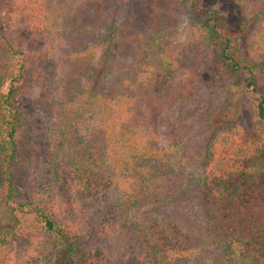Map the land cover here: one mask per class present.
I'll return each instance as SVG.
<instances>
[{"label":"trees","instance_id":"16d2710c","mask_svg":"<svg viewBox=\"0 0 264 264\" xmlns=\"http://www.w3.org/2000/svg\"><path fill=\"white\" fill-rule=\"evenodd\" d=\"M209 1L114 0L99 58L81 60L73 51L65 73L66 53L53 60L49 48L52 33L65 25L56 24L48 1L0 0V11L11 9L16 21L23 19L0 32V264H21L11 249L13 235L41 238L45 264H264V76L253 61L264 52V4L231 0L233 26ZM178 6L192 20L196 44L211 48L231 95L225 110L204 111L202 131L211 138L195 148L194 175L160 155L157 131L171 100L188 101L197 93L195 75L178 73L177 58L168 52L165 22ZM75 9L71 19L79 18ZM242 92L250 96L251 135L226 120ZM29 97L50 100L57 122L46 158L31 153L33 167L41 163L33 169L35 186L21 175L19 162L26 143L39 148L30 143L38 133L14 103ZM85 114L95 116L86 140L80 136ZM183 180L195 183L183 186ZM42 188L60 192V202L65 197L63 216L37 200ZM184 189L197 202L198 220L177 209L189 203L177 198ZM108 194L114 209L106 211ZM78 195L99 212L96 234L104 239L86 242L88 228L71 210ZM33 262L30 255L23 260Z\"/></svg>","mask_w":264,"mask_h":264},{"label":"rangeland","instance_id":"374dc122","mask_svg":"<svg viewBox=\"0 0 264 264\" xmlns=\"http://www.w3.org/2000/svg\"><path fill=\"white\" fill-rule=\"evenodd\" d=\"M49 5L52 6L55 12H57L56 24H63L65 28H59V33H52L50 36V55L53 60H58V56H62L64 52L66 55L65 66L61 72H69V58L70 55L77 51V57L81 60L93 58L94 60L99 58L102 51L101 43H99L100 36L106 35L107 26L111 24L113 20V1L114 0H47ZM252 1V0H250ZM260 6L264 4V0H257ZM214 7H218L221 15L228 18V22L231 25H235L237 22V15L234 13L235 4L233 1L229 0H211L209 1ZM105 8V14L101 15V8ZM79 11L78 19H71L74 10ZM96 13V15H95ZM120 15H122L120 13ZM16 14L12 12L11 9H6L0 11V32L8 31V26L17 23L16 27L23 22L21 18L16 21ZM55 24V26H56ZM165 31H170L171 41L169 43L168 52L173 54L177 58V69L178 73H181L184 69L189 70V72L195 75L196 79V94L188 101H183L181 99H176L167 105V107L161 112L159 119V129L158 135L160 136L161 150L160 155L168 160L169 165L174 166L176 163L182 162L186 165V173L184 175L192 172L194 175L197 171L196 164L199 162L195 159V148L200 146L202 143L209 141L211 136L206 135L202 131V120L204 116L205 109L210 106L220 107L224 109L222 104H227V100L230 97L229 82L228 79L221 78L216 69L215 62L212 60L211 48H206L205 46H198V34L193 27L192 20L185 13V11L180 7H176L172 11L170 21L165 22ZM233 25V26H234ZM76 28L78 30H76ZM71 40L68 41L67 38ZM194 40V41H193ZM244 43L243 41H241ZM86 46L87 50L84 51L83 46ZM116 46V43H115ZM245 52V47H242ZM70 52V53H69ZM213 52V51H212ZM68 53V54H67ZM91 56V57H90ZM256 58L253 59L260 73L264 76V52L259 55L256 54ZM58 57V58H57ZM55 64L52 62L46 65L45 70H51ZM56 80L51 79L56 84ZM264 82V79H263ZM55 87V86H54ZM48 90L50 97L55 96V88ZM264 88V84L262 85ZM74 89V86H72ZM77 93V92H74ZM249 95L242 92L241 98L238 100V104L231 109V111L226 112V120H233L238 131L244 135H251L254 129L253 114L248 107ZM37 99V98H36ZM49 102L39 100L38 102H33L32 97L29 98H15L14 103L21 108L23 114H26L25 120L29 123V126L37 131L38 136L33 137L30 143L37 141L39 148L33 147L31 149L28 144L23 148V153H21V160L19 162L20 172L26 181H29L33 186L37 184V181L33 179V169L40 170L41 163L38 167H33V160L31 153L39 152V158L44 160L46 158L47 147H53L55 143V125L56 115L55 112H51ZM55 103L52 104V106ZM220 114L222 112H219ZM224 113V111H223ZM222 113V115H223ZM93 116V115H92ZM90 116V114L84 115L83 133L80 136H85L86 140L89 136L91 130V124L95 122V116ZM55 134V135H54ZM53 138V141L49 143V137ZM53 142V144H52ZM29 143V144H30ZM48 143L50 144L48 146ZM41 160V161H42ZM46 166V163H45ZM41 171L34 173L37 174ZM192 175V176H193ZM194 178V176H193ZM194 180L186 181L183 180V186L194 184ZM182 186V187H183ZM73 190V188H72ZM186 189L182 190L177 198L188 200L189 203L183 204L180 208H177L181 213L186 215V217L198 220L199 208L197 206L196 200L188 198L185 196L184 192ZM69 191V190H68ZM60 194V195H59ZM61 193L57 191L48 190L42 188L36 192V198L42 201V205L48 208L56 209L60 211L59 215L62 214V208L59 209L61 202L63 205H67L65 197L61 199ZM106 204L108 205L107 210L114 209V196L112 194L106 195ZM85 196H74V205L71 207L73 216H79V220L83 222L85 230L86 242L90 244L93 242L91 240H101L103 237H99L96 234L97 225L96 219L98 217V211L94 209L89 203H84ZM95 203V199L92 200ZM60 203V205H59ZM92 203V204H93ZM68 207V206H67ZM69 208V207H68ZM103 210V209H102ZM101 210V212H102ZM63 216V215H61ZM162 216V213L160 214ZM198 218V219H197ZM39 233V230L34 231V233ZM46 240L45 236L43 238ZM41 241L29 240L28 237H17L13 235L10 241L11 249L19 253L20 262L26 259L29 255L34 256L36 262L34 264H45L43 261L44 254H42L43 249L46 247L39 246L38 243ZM89 247V246H88ZM111 250V249H109ZM199 256V255H198ZM197 260V259H196ZM195 262V260L193 261ZM206 264V259L203 260ZM29 264V263H25ZM31 264V263H30Z\"/></svg>","mask_w":264,"mask_h":264}]
</instances>
